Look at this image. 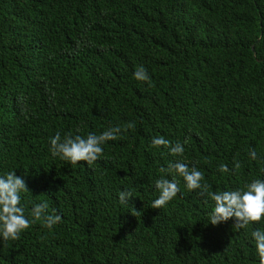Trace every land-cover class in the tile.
Wrapping results in <instances>:
<instances>
[{
	"label": "trees",
	"instance_id": "trees-1",
	"mask_svg": "<svg viewBox=\"0 0 264 264\" xmlns=\"http://www.w3.org/2000/svg\"><path fill=\"white\" fill-rule=\"evenodd\" d=\"M117 125L91 166L51 154L57 132ZM158 136L183 157L153 147ZM178 159L209 191L264 180V0H0V176L25 179L30 220L42 202L62 218L0 237V264H259L264 220L212 225L215 202L180 177L151 208L159 169Z\"/></svg>",
	"mask_w": 264,
	"mask_h": 264
},
{
	"label": "clouds",
	"instance_id": "clouds-1",
	"mask_svg": "<svg viewBox=\"0 0 264 264\" xmlns=\"http://www.w3.org/2000/svg\"><path fill=\"white\" fill-rule=\"evenodd\" d=\"M134 78L149 83L151 81L147 69L143 66L137 68ZM133 127V123H128L123 127V131ZM121 131V126L117 125L109 127L99 135L90 132L85 137L69 132L63 138L57 132L54 137L50 138V151L53 157H59L71 164L84 161L91 166L103 156L102 145L107 141L118 139V134ZM184 143H187V139ZM152 146H163L169 150L171 155L178 157H183L185 152L183 144L178 142L173 145L163 136L154 137ZM250 155L252 159H256L255 151H251ZM240 166L239 161L234 162L235 169H239ZM159 171L162 175L155 181L159 197L153 201L151 206L153 209L163 208L177 196L180 191L177 177H180L183 178L189 191L199 189L202 195L211 197L215 202L214 209L208 219L212 225H218L234 218V229L239 230L246 228L250 223H259L264 220V180L254 179L243 188L215 192L209 191L210 185L207 182L202 183L205 180L203 172L194 166L190 168L188 163L182 159L170 161L167 167H161ZM219 171L227 173L230 170L227 165L221 164ZM168 176H171V179L167 178ZM29 191L25 179L17 176L15 170L0 176V237L3 241L18 240L21 233L31 227L35 221L42 220L44 226L49 229L61 222L60 215L47 214L49 207L47 202L33 205L30 213L33 219L30 220L25 215V207L21 204L22 194ZM131 197V191L124 190L119 193L121 204L129 203ZM136 213L139 212L136 211ZM251 235L255 241L259 264H264V231L257 229Z\"/></svg>",
	"mask_w": 264,
	"mask_h": 264
}]
</instances>
